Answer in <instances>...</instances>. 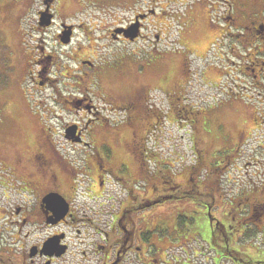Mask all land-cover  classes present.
<instances>
[{
  "label": "flooded vegetation",
  "instance_id": "af4514ba",
  "mask_svg": "<svg viewBox=\"0 0 264 264\" xmlns=\"http://www.w3.org/2000/svg\"><path fill=\"white\" fill-rule=\"evenodd\" d=\"M27 14L40 35L57 27L60 50L46 48L42 37L32 49L25 78L35 86L34 113L45 123L64 122L51 109L59 108L69 121L63 141L45 128V149L1 162L9 176L0 181V264L241 263V239L252 226L260 230L264 203L249 195L220 202V181L206 182L200 192L191 172L181 189L145 140L177 106L192 126L198 115L204 123L207 110L181 103L191 86L222 93L225 61L237 75H251V99L256 90L264 108V0H38L19 21ZM47 17L50 24L42 26ZM175 57L183 78L170 92L173 77L160 79L157 72ZM127 81L131 89L123 92ZM253 121L262 124L264 117ZM51 196L57 203L45 202ZM185 201L200 205L205 220L176 205L159 211Z\"/></svg>",
  "mask_w": 264,
  "mask_h": 264
},
{
  "label": "rangeland",
  "instance_id": "374dc122",
  "mask_svg": "<svg viewBox=\"0 0 264 264\" xmlns=\"http://www.w3.org/2000/svg\"><path fill=\"white\" fill-rule=\"evenodd\" d=\"M31 3L36 7L38 0H0V181L8 179L9 176L8 169H5L1 162L11 163L18 153L24 154L36 146L45 149L46 143L43 142L45 128H51L56 142L63 141L62 128L65 121H69V117L61 113L59 108L51 109L55 112L53 115L62 116L64 122L53 119L45 123L41 121L38 113H34L35 102L30 93L32 94L35 86L25 78L31 70L29 61L33 56L32 49L42 37L46 48L50 50L55 47L57 52L60 50L57 49L55 42L57 27L50 28L45 34L40 35L33 28L32 14L25 15L22 21H19L27 5ZM207 43L209 39H206L203 46L205 47ZM178 49V45L172 47V50ZM197 64L199 61L192 67ZM223 67L222 93L214 90L198 93L200 87L191 86L193 91H187L186 100L181 103L187 107L207 110L204 123L201 115H198L197 119L200 121L192 126L181 118L179 111L181 107L172 108L173 112H170L157 129L146 137L145 147L148 153L153 152L161 170L169 169L174 173L172 179L181 189L188 188L186 182L190 180L191 172L193 176L191 181L199 184L200 188L196 190L200 192L205 190L203 184L206 182L220 181L218 187L224 195V198L220 199L219 192L216 194L220 202L226 201L229 204L230 197L249 195L251 200H260L264 203V123L255 125L253 121L254 116H258L259 119L260 116L264 117V108H261L263 103L256 90L254 94L257 98L251 99L253 92L250 74L237 75L226 61ZM159 68L158 78L162 79L164 75L170 79L173 77L166 86L167 91L174 88L183 78L182 65L180 66L178 57L171 58L168 66L162 64ZM129 79L122 78L123 81ZM125 85L119 87L123 92L131 89V82L127 81ZM159 95L160 111L164 114L163 111L166 110L164 93L160 91ZM30 98L32 104L31 100L30 104L26 102ZM177 99L178 96H173L174 102H177ZM2 104L5 108L1 107ZM235 147L240 148L239 152H236ZM121 152L118 150V153ZM231 154H234L231 156L232 159L222 166L223 161ZM152 167L154 166H151L150 170ZM19 173L23 175L20 170ZM17 178L24 180L20 175ZM1 192L0 186V194ZM192 194L200 196L199 193ZM0 201L2 205L3 201ZM175 205L185 208L181 212H192L194 220H205L206 212H203L201 206L189 204L188 201L164 204L159 207V211H169L167 207L171 210ZM216 215L220 218L224 213L218 212ZM263 226L264 222L258 227L260 230L263 229L262 231L252 226L250 236L244 238L245 240L241 239L240 251L243 260L241 259L239 264H264ZM195 243L192 245L195 246Z\"/></svg>",
  "mask_w": 264,
  "mask_h": 264
},
{
  "label": "water",
  "instance_id": "95a60500",
  "mask_svg": "<svg viewBox=\"0 0 264 264\" xmlns=\"http://www.w3.org/2000/svg\"><path fill=\"white\" fill-rule=\"evenodd\" d=\"M49 20H50V17L48 18H43L42 19V21H41V25L42 26H48L49 24H50V22H49ZM63 42H68V39L67 38H64L63 39ZM65 135H66V137L67 138H69V139H71V138H73V135H74V129L72 128V127H68L67 129H66V131H65ZM52 197V196H51ZM48 198L47 200H45V202L48 204H51V203H57V198L55 199V198Z\"/></svg>",
  "mask_w": 264,
  "mask_h": 264
}]
</instances>
